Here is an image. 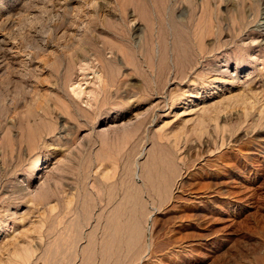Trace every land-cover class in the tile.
Segmentation results:
<instances>
[{
  "label": "rangeland",
  "instance_id": "rangeland-1",
  "mask_svg": "<svg viewBox=\"0 0 264 264\" xmlns=\"http://www.w3.org/2000/svg\"><path fill=\"white\" fill-rule=\"evenodd\" d=\"M85 263L264 264V0H0V264Z\"/></svg>",
  "mask_w": 264,
  "mask_h": 264
},
{
  "label": "bare ground",
  "instance_id": "bare-ground-1",
  "mask_svg": "<svg viewBox=\"0 0 264 264\" xmlns=\"http://www.w3.org/2000/svg\"><path fill=\"white\" fill-rule=\"evenodd\" d=\"M32 134V133H31ZM33 135V134H32ZM172 165V164H171ZM172 168H173V166H172ZM170 169H171V167H170ZM172 170V169H171ZM173 170H174V168H173ZM150 178H151V176H150ZM147 179H149V178H147ZM168 180H170V179H168ZM168 182H170V181H168ZM156 184V183H155ZM169 184V183H168ZM158 187L160 186V185H157ZM155 188L157 189V187L155 186ZM155 189V191H158V190H156ZM161 191H163V190H161ZM97 200V199H96ZM120 207H123V206H120ZM118 209H120V208H118ZM121 212V211H120ZM119 212V213H120ZM122 216V215H121ZM116 217V216H115ZM119 217V216H118ZM111 219L112 218H110V220H109V222L111 221ZM116 222V221H115ZM110 224V223H109ZM112 226H110V228H111ZM110 228H108L109 230L108 231H110ZM112 230V229H111ZM115 231V230H114ZM111 232V231H110ZM112 232H113V230H112ZM114 233V232H113ZM111 234V233H110ZM114 240H115V235L114 234H112V235H110V239L107 241L108 242V245H107V250H108V253L109 252H111V249L113 248V245H114ZM87 249H88V247H87ZM112 250H114V248L112 249ZM87 251V250H86ZM113 253H114V251H113ZM112 253V254H113ZM115 254V253H114ZM117 254V253H116ZM106 255H107V253H106ZM128 256V255H127ZM107 257V256H106ZM108 257H110L111 258V254H110V256H108ZM89 259V258H88ZM88 262V261H87ZM108 262V261H107ZM86 264V263H85Z\"/></svg>",
  "mask_w": 264,
  "mask_h": 264
}]
</instances>
